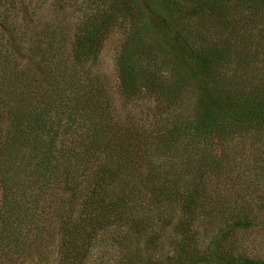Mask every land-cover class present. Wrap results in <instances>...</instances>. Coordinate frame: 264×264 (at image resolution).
Here are the masks:
<instances>
[{
  "label": "trees",
  "instance_id": "obj_1",
  "mask_svg": "<svg viewBox=\"0 0 264 264\" xmlns=\"http://www.w3.org/2000/svg\"><path fill=\"white\" fill-rule=\"evenodd\" d=\"M93 1L73 36L22 27L28 62L14 56L18 41L0 48V264L53 244L61 264H85L104 232L126 257L131 239L151 241L168 225L179 239L161 264H264L233 250L239 232L264 228L258 198L205 184L226 179L227 143L264 137V0ZM6 15L0 28L10 35ZM117 19L130 24L121 86L132 98L157 95L149 123L115 118L91 75ZM155 55L173 67L166 87ZM202 227L210 236L201 248Z\"/></svg>",
  "mask_w": 264,
  "mask_h": 264
},
{
  "label": "rangeland",
  "instance_id": "obj_2",
  "mask_svg": "<svg viewBox=\"0 0 264 264\" xmlns=\"http://www.w3.org/2000/svg\"><path fill=\"white\" fill-rule=\"evenodd\" d=\"M93 3V0H0V19L6 11V17L9 18L7 26L12 30L8 35L7 29L0 28V37L3 38L0 39V42L2 41L0 48H7L8 44L18 41L19 43H16L18 49H15L14 56L16 59L18 58L17 62L20 60L28 62L32 42L30 40L21 43L22 27L27 29V33L33 29V33L43 32L44 28L49 27L52 30L62 29L65 35L69 33L68 36H73L82 31L81 25L86 17L94 16ZM15 33L17 35L14 39ZM129 33L130 24L127 21L121 19L114 21L109 30L104 33L97 56L91 58L88 65L92 66V77L102 84L107 98L111 102L113 116L127 125L132 120L138 121V124L141 125L145 124V118L148 123L153 120L155 114L151 109L154 106L155 98L154 94H150L149 97L146 95V97L132 98L123 92L118 65L122 47ZM33 38L35 37L33 36ZM65 45L68 46V41ZM148 49L151 52V47ZM153 58L154 66L163 70L161 78L164 77L163 85L166 87L173 79L171 78L174 76L173 67L158 55ZM154 96L157 99V95ZM181 107L185 118H193L194 101L192 98L185 99ZM161 115L158 119L162 124L164 116ZM152 127L154 126H151L149 130ZM248 138L243 137L226 144L223 152L225 173L222 176L223 178L227 176L226 179L221 182L208 180L205 184L210 190L216 187L218 192L244 191L252 198H258L256 203L260 208H264V137ZM218 150L220 151V148ZM175 230L176 228L171 229L168 225L162 228V232L157 238L151 241H147L143 236L131 239L128 243L129 255L126 257L121 250V245H117L116 241L119 239L116 234L104 232L93 243L85 262L84 260L80 262L85 264H161L165 257L176 253L174 239L177 240L179 237L174 233ZM200 230H203L200 243L202 248L208 244L210 233H208L209 231L206 233L207 229L204 227ZM234 245L233 250L236 254L264 260V228L256 226L250 230L239 232ZM58 247L59 244H53L50 247V252L47 251L44 256L39 257L38 254H35L31 260L21 264H61ZM151 252L154 255L148 256L147 254Z\"/></svg>",
  "mask_w": 264,
  "mask_h": 264
}]
</instances>
